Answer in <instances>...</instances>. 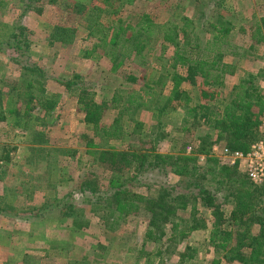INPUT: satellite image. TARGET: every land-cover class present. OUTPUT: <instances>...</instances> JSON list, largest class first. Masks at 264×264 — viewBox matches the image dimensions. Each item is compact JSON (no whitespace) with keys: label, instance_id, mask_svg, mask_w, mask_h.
<instances>
[{"label":"rangeland","instance_id":"374dc122","mask_svg":"<svg viewBox=\"0 0 264 264\" xmlns=\"http://www.w3.org/2000/svg\"><path fill=\"white\" fill-rule=\"evenodd\" d=\"M143 14L158 25L179 26L183 18L190 19L194 23L187 30L188 38L199 37L201 48L209 42L220 16L232 22L229 41L239 55L223 59V86L211 88L215 100L208 105L229 103L241 81L264 94V38L256 43L251 33L264 18V0H0V105L5 117L0 123V264H241L231 258L229 248L223 251L215 247L217 243L211 244V209L200 205L196 212L206 229L184 238L172 235L168 223L165 237L159 238L156 231L155 239L149 240L150 214L143 208L120 220L114 231L107 230L108 214L115 208L108 206L111 167L107 160L99 159L100 154L149 150L161 157L188 156L195 159L197 174H202L211 148L226 146L224 141H216L203 119H192L196 101L206 102L199 99L198 78L183 84L191 103L176 110L171 109L175 104L169 107L162 99L169 96V89L153 86L168 70L172 55L171 48L161 49L158 32L154 31L140 57L125 60L119 67L101 48H95L103 33L109 44L113 28L133 26ZM98 17L101 25L95 27ZM19 32L42 73L43 96L54 105L46 114L37 103L41 93L34 82L39 78L10 62L12 51L6 43ZM74 75L81 76L76 88L87 87L96 102L107 104L101 124L108 132L115 131L116 138L95 133L84 123L77 103L79 92L62 85ZM128 76L136 81L129 82ZM32 82L34 88L30 89ZM146 86L153 90L145 105L124 109L127 97L133 93L143 96ZM113 97L119 102L113 103ZM12 108H17L18 115L10 113ZM157 110H161L160 116ZM206 135L211 146L194 153ZM216 163L217 169L223 167ZM164 164L139 174L124 170L125 180L131 178L126 188L152 200L162 189L169 196L188 194L182 178ZM204 179L216 191L223 226L238 231L231 219L237 190L218 185L219 176L215 181L210 175ZM260 199L264 208V196ZM191 209L192 205L175 213L188 219ZM248 229L252 236L259 233L255 223ZM234 244L232 240L231 246ZM183 253L189 259L182 258L181 263Z\"/></svg>","mask_w":264,"mask_h":264},{"label":"trees","instance_id":"16d2710c","mask_svg":"<svg viewBox=\"0 0 264 264\" xmlns=\"http://www.w3.org/2000/svg\"><path fill=\"white\" fill-rule=\"evenodd\" d=\"M98 19L99 17L94 22L95 27L101 25L98 24ZM193 23L190 19L183 18L182 25L179 26L176 24L158 25L151 20L149 15L143 14L133 26L126 24L113 28V34L109 41L110 45L105 42L106 37L103 33L97 38L98 43L95 48H101L103 55L108 57L113 65L117 64L119 67L125 60L129 59L128 61H130V59L140 57L154 31L158 32L160 36L156 39L161 41V49H172V55L167 61L168 70L165 69L153 84V86L169 89V96L162 99L166 100L165 103L170 105L169 107L176 105L171 109L186 108L191 103V98L183 84L198 78L202 88L199 99L206 102L196 101L195 109H192L195 113L192 119H203L211 132H214L216 141H224L225 145L233 151L247 152L250 145L259 139L258 126L264 119V94L259 88L246 87L248 82L241 81L229 103L223 104L224 106L217 104L209 106L208 103L215 100V93L210 92V90L212 91L211 88L223 86V59L228 55L237 57L239 54L229 41L233 31L232 22L226 21L220 16L216 21V26L212 27L210 40L205 43L207 45L204 48L199 46V37L188 38L187 30ZM91 28L88 26L89 30H92ZM19 33L12 34L6 43L7 48L12 51L10 62L24 73L35 75L36 80L37 77L39 78L34 82L40 86L38 91L41 95L37 103L42 112L46 114L52 111L54 105L52 101L43 96L42 80L40 81L43 78L42 73L32 62L27 44L22 40V32ZM251 33H253V39L257 38L256 43L263 41L264 18L259 20V24ZM191 42L194 43L193 46H191ZM225 48L229 49V52ZM80 80L81 76L74 75L71 80L62 82V85L67 90L79 92L77 103L81 107L84 123L91 125L95 133L103 132L108 138H116L115 131L110 133L108 132L109 129L101 124L107 104L96 102L87 87L80 85L76 88ZM127 80L129 82L136 81L131 76H128ZM167 82L168 84H166ZM28 87L34 88L33 82L28 84ZM146 89L143 96H136L138 94L134 93L128 96L124 109L132 107L135 110L145 105V99L151 97L150 93L153 87L146 86ZM32 99L30 96V100ZM111 101L113 103L119 102L114 97ZM139 101H143V104ZM157 111V115L160 116L161 110ZM10 113L18 115L17 108H12ZM4 120L5 117H3L2 106L0 105V123ZM135 126L140 127L136 123ZM209 137L206 135L202 139L200 148L194 149L192 146L194 153H203L211 146L208 141ZM99 159L107 160L111 167L110 187H112V191L108 198V206L115 208V210L108 214L107 230L114 231L120 220L137 214L143 208L150 214L147 231L149 240L155 239L156 234L154 233L156 231L159 233V238L165 237L164 228L168 223L172 225V235L178 236L180 234L181 238H184L195 231L206 229L204 220L197 216L196 207L200 205L203 208L211 209L210 215L213 217V224L210 242L212 245L217 243L215 247L223 251L229 248L231 258L236 259L241 264H264V208L260 207L261 199L259 200L260 196H264V189L253 186L243 174L224 166L217 169L216 162L218 161L214 159L208 160L206 173L197 174L199 167L195 164L194 158L188 156L161 157L149 150L140 154L129 150L117 154H100ZM176 160H178V164L174 163ZM162 162L165 163L164 166H169L173 170V175L182 178V182H185L184 190L188 194L169 196V192L167 193L165 189H162L158 197L152 200L126 188V184L131 178L125 180L122 175L124 170L132 169L139 174L143 170L163 167ZM206 175H210L212 181H215L219 176L221 180L216 181L218 185L232 186L237 190L234 194L231 219L238 226L237 228H240L238 231L234 232L230 227L223 226L224 216L220 205L217 203L216 191H211L210 186L204 183ZM104 202H107V199ZM191 205L192 209L188 219H182L175 213L177 210L186 211ZM254 213L257 214L251 218ZM252 223L259 226V233L255 236H252L248 229ZM234 237L235 239H233ZM232 240L235 242L233 246H231ZM166 242L170 241L166 240ZM185 257L189 259L185 253L180 255L181 263L183 262L182 258Z\"/></svg>","mask_w":264,"mask_h":264},{"label":"built area","instance_id":"2783aa9c","mask_svg":"<svg viewBox=\"0 0 264 264\" xmlns=\"http://www.w3.org/2000/svg\"><path fill=\"white\" fill-rule=\"evenodd\" d=\"M258 133V141L251 144L247 152L233 151L227 146H214L208 158L217 160L224 167L235 169L253 186L264 189V119L260 122Z\"/></svg>","mask_w":264,"mask_h":264}]
</instances>
